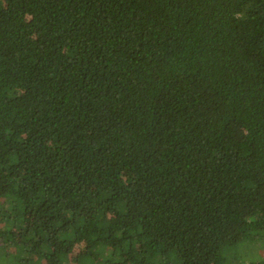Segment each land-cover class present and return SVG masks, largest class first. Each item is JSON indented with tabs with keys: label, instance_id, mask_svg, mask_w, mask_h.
Here are the masks:
<instances>
[{
	"label": "trees",
	"instance_id": "1",
	"mask_svg": "<svg viewBox=\"0 0 264 264\" xmlns=\"http://www.w3.org/2000/svg\"><path fill=\"white\" fill-rule=\"evenodd\" d=\"M245 245L264 249V0H0V264Z\"/></svg>",
	"mask_w": 264,
	"mask_h": 264
},
{
	"label": "rangeland",
	"instance_id": "2",
	"mask_svg": "<svg viewBox=\"0 0 264 264\" xmlns=\"http://www.w3.org/2000/svg\"><path fill=\"white\" fill-rule=\"evenodd\" d=\"M229 256L230 259H227L226 264H244L249 262L252 259H256L255 261H259L263 259L264 249L258 248L257 246H252L251 249L245 247L239 249L238 254ZM247 261V262H246Z\"/></svg>",
	"mask_w": 264,
	"mask_h": 264
}]
</instances>
